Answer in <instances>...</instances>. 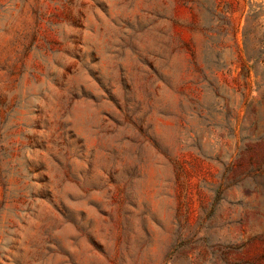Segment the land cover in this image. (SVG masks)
<instances>
[{
	"label": "rangeland",
	"instance_id": "obj_1",
	"mask_svg": "<svg viewBox=\"0 0 264 264\" xmlns=\"http://www.w3.org/2000/svg\"><path fill=\"white\" fill-rule=\"evenodd\" d=\"M0 264H264V0H0Z\"/></svg>",
	"mask_w": 264,
	"mask_h": 264
},
{
	"label": "trees",
	"instance_id": "obj_2",
	"mask_svg": "<svg viewBox=\"0 0 264 264\" xmlns=\"http://www.w3.org/2000/svg\"><path fill=\"white\" fill-rule=\"evenodd\" d=\"M206 30H208V31L210 30L211 31V27L206 28ZM208 39L211 42L210 43L208 42V43H206L204 45V49H203L204 54H207L208 52L213 53L215 51V49H216V47H215V42H216L215 37L208 36ZM253 49L256 50V51H254V53H251L249 55V58L253 59L255 62H261L262 61V59H261L262 58L261 57L262 56V50L260 48L259 49L253 48ZM194 62H195V65H197V68L200 70V72L205 75L203 67L201 66V64L198 63V60L195 59ZM247 72H248V75L251 74L250 68L247 69Z\"/></svg>",
	"mask_w": 264,
	"mask_h": 264
}]
</instances>
